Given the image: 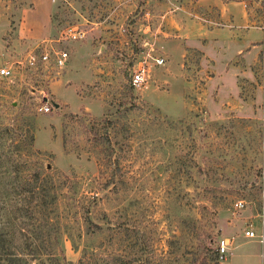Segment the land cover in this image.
Listing matches in <instances>:
<instances>
[{"label":"rangeland","instance_id":"rangeland-1","mask_svg":"<svg viewBox=\"0 0 264 264\" xmlns=\"http://www.w3.org/2000/svg\"><path fill=\"white\" fill-rule=\"evenodd\" d=\"M221 1L0 0L3 164L51 180L29 222L0 221V264H57L53 252L59 264H218L219 236L230 239L219 264H264V242L242 234L264 214V0ZM227 12L260 30L231 62L233 83L215 79L212 49L185 47L130 84L164 28L188 17L214 30ZM44 47L65 49V64L28 62Z\"/></svg>","mask_w":264,"mask_h":264},{"label":"crops","instance_id":"crops-1","mask_svg":"<svg viewBox=\"0 0 264 264\" xmlns=\"http://www.w3.org/2000/svg\"><path fill=\"white\" fill-rule=\"evenodd\" d=\"M203 1L197 0L198 3H203ZM215 3L219 6L223 4L221 0H215ZM47 10L48 8L46 9L45 18ZM222 13L226 14V11L224 10L220 15ZM227 17L229 18V23L222 27L214 28V30L205 28L201 22L193 23L192 18L186 17L185 21L178 20L174 26L169 28L168 35L165 34V28L163 29L162 35L164 36L160 37V40L157 39L156 51H159L164 56V59L165 56H168L173 61L178 60V58L182 59L185 47L200 49L206 55L209 49H212L213 52L209 58L211 59L210 64L215 69V79L218 82H225V79H228L225 83H233L236 78L237 65L231 62L237 56L244 58L252 52V50L246 48L247 44L259 39L260 30L258 26L246 30L240 28L242 17L239 14L233 15L227 12ZM193 25L198 27V34L191 32ZM243 49L245 50L242 52ZM219 73H221L220 76L217 75ZM221 87H224V85H221ZM223 259H225V256ZM222 260L219 259V263Z\"/></svg>","mask_w":264,"mask_h":264},{"label":"trees","instance_id":"trees-1","mask_svg":"<svg viewBox=\"0 0 264 264\" xmlns=\"http://www.w3.org/2000/svg\"><path fill=\"white\" fill-rule=\"evenodd\" d=\"M2 128L7 129L8 125L5 124ZM24 135H26L28 141H31L33 138L32 132L30 131H27ZM2 139V136H0V147ZM1 152L2 150H0V176L2 173L8 174L11 172L14 173L15 179L9 181L0 179V221L6 223L10 228H13L18 220L21 219L23 222L24 217H27L28 219L26 221L29 222L30 218H32L31 214L34 211H41L44 206L45 196L49 193L48 182L51 180L49 178L46 180L48 175L40 174L38 169L31 171L28 177L24 175V177L21 176V173L19 175L21 162H13L12 165L15 167L9 168L3 164L5 157ZM52 198V201H54L56 198L55 192ZM18 228L23 229L22 226ZM29 229L34 234L41 233L40 224L34 225L31 223ZM50 257L49 259L57 264H59L61 259L63 260V256L59 257L58 254L54 252L50 253ZM69 263L71 264V262L67 261L65 264Z\"/></svg>","mask_w":264,"mask_h":264},{"label":"built area","instance_id":"built-area-1","mask_svg":"<svg viewBox=\"0 0 264 264\" xmlns=\"http://www.w3.org/2000/svg\"><path fill=\"white\" fill-rule=\"evenodd\" d=\"M65 34L66 38L69 39H78L83 37L84 31L76 26H68L66 30L62 31ZM153 47H149L142 58L136 62V66L131 70L129 82L133 87L140 86L146 80L148 76L149 65H161L164 63V56L159 52L152 50ZM68 57V53L63 48H42L36 55L34 53L28 54V62L35 63L36 61L45 62L51 61L54 65L62 67ZM9 72L7 66H0V75H6ZM44 102L37 106L39 111H47L49 106ZM243 200L237 199L234 200L232 206L234 209H240L243 206ZM262 215V222L259 225V230L255 231L250 224L242 230V234L245 237L255 238L261 245L264 242V214ZM230 242L229 237L219 236L216 238L215 242V253L218 259H222L225 254L228 252V244Z\"/></svg>","mask_w":264,"mask_h":264},{"label":"water","instance_id":"water-1","mask_svg":"<svg viewBox=\"0 0 264 264\" xmlns=\"http://www.w3.org/2000/svg\"><path fill=\"white\" fill-rule=\"evenodd\" d=\"M43 99H46L45 97Z\"/></svg>","mask_w":264,"mask_h":264}]
</instances>
